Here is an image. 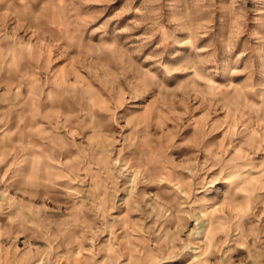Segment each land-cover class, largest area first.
Instances as JSON below:
<instances>
[{
    "label": "rangeland",
    "instance_id": "374dc122",
    "mask_svg": "<svg viewBox=\"0 0 264 264\" xmlns=\"http://www.w3.org/2000/svg\"><path fill=\"white\" fill-rule=\"evenodd\" d=\"M195 263L264 264V0H0V264Z\"/></svg>",
    "mask_w": 264,
    "mask_h": 264
},
{
    "label": "bare ground",
    "instance_id": "6f19581e",
    "mask_svg": "<svg viewBox=\"0 0 264 264\" xmlns=\"http://www.w3.org/2000/svg\"><path fill=\"white\" fill-rule=\"evenodd\" d=\"M232 202H233V201H232ZM200 232H201V231H200ZM207 237H208V236H207ZM209 239H210V238H209ZM211 246H212V242L209 241V242L206 243V247H205V250H204L205 253H206L205 255H209L208 252L210 251ZM196 249H197V248H196ZM1 251H2V250H1ZM198 255H199V254H198ZM211 255H212V254H211ZM197 259H198V258H197ZM1 260H2V259H1ZM196 261H197V260H196ZM77 262H78V261H77ZM195 264H197V263H195Z\"/></svg>",
    "mask_w": 264,
    "mask_h": 264
},
{
    "label": "clouds",
    "instance_id": "9594fccd",
    "mask_svg": "<svg viewBox=\"0 0 264 264\" xmlns=\"http://www.w3.org/2000/svg\"><path fill=\"white\" fill-rule=\"evenodd\" d=\"M225 73L229 72L231 70V66L230 65H225L224 69Z\"/></svg>",
    "mask_w": 264,
    "mask_h": 264
}]
</instances>
